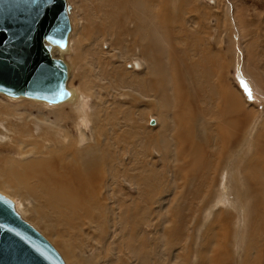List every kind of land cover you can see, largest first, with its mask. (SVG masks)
I'll list each match as a JSON object with an SVG mask.
<instances>
[{
    "label": "rangeland",
    "instance_id": "374dc122",
    "mask_svg": "<svg viewBox=\"0 0 264 264\" xmlns=\"http://www.w3.org/2000/svg\"><path fill=\"white\" fill-rule=\"evenodd\" d=\"M67 1L72 10V31L70 51L62 60L69 68L68 89L80 98L75 103L53 105L0 93V111L17 117V121L13 116L11 120L20 122L16 127L19 131L30 130L33 134L37 126L42 133L38 140L19 137L41 150L29 149L22 156L13 139L0 147V154L36 160L48 157L50 148L56 150L53 167L58 177L66 182L61 181L65 187L83 195L86 207L63 206L57 215L47 206L42 219L33 210L38 208L35 200L24 201L13 190L1 187L0 195L52 244L65 264H210L218 258L219 245L224 248L217 234L226 223L231 257L228 263L264 264V234L259 233L264 229L255 223L258 213L251 214L249 227L243 229L236 207L241 203L237 199L238 179L249 184L248 189L253 187L247 172L264 196V92L246 72L241 60L243 43L237 32L232 31L227 50L232 66L231 82H227L247 104L244 112L249 118L246 124L233 127L232 133L238 130L240 135L234 145L227 147L224 134L218 130L220 121L215 119L218 90L213 82L192 78L190 87L195 95L201 90L200 100L191 108L184 105L182 93L188 82L182 58L185 35L179 28L171 34L166 19L174 2ZM200 1L211 8L214 4L213 0ZM177 7L175 13L181 6ZM210 39L214 45V39ZM46 118L55 125L44 124L41 120ZM204 118H210V123L208 120L204 124ZM66 133L76 143L83 139L80 149H67L69 157L63 153L68 144L63 139ZM86 162L99 170L97 181L86 183L89 189L69 176L71 170L84 168L81 164ZM238 168L241 173L234 176ZM225 170L227 192L233 202L236 199L235 207L218 204L223 199L219 195L224 192ZM144 173L150 174L147 179H143ZM137 181L141 183L137 188L130 184ZM132 199L135 209L130 205ZM219 210H224L220 214L223 218L215 214ZM217 217L223 222L214 224Z\"/></svg>",
    "mask_w": 264,
    "mask_h": 264
},
{
    "label": "bare ground",
    "instance_id": "6f19581e",
    "mask_svg": "<svg viewBox=\"0 0 264 264\" xmlns=\"http://www.w3.org/2000/svg\"><path fill=\"white\" fill-rule=\"evenodd\" d=\"M171 1L174 2V5L171 10H168V14L166 16L167 22L169 23L167 25L168 30L171 34H175L176 33L175 28H179L181 29V33H183L186 38L185 39L183 37L185 41H184V52H183L184 56L182 57L184 61V65H183L184 72H186L188 76V82L182 93L184 105L186 107L188 106L189 108H191L192 106H194L195 103L199 102L200 100L199 95H200L201 90L198 89L195 95L193 90L190 87L189 81L192 78L193 80L195 78L196 79L204 78L205 82L207 83L213 82L212 84H214L218 90V96L215 97L214 95L215 101H217L216 102L217 104L216 112L218 113H217V116L215 115L214 116L217 121H220L218 122V130L222 131V133L224 134V137L226 139V142H225L226 146L230 147L236 143V141L238 140V136L240 135V134L238 135V130L236 131L235 134L232 133L233 127L236 126V124L240 126L241 124H246L247 119L249 117L244 112V108L247 107V104L244 103V101L242 100V97L236 91H234V89L230 86V84H228V82H231L229 75L231 73L232 66L230 64L231 60L229 61V56L231 55L228 54L229 51L227 50H229L230 48L232 31L234 30L239 35L240 43L241 42L243 43V49H242L243 52H242L241 60L245 64L246 72L257 83L260 90L264 92V0H213L214 4L212 8L210 6L208 7V6L201 5L200 0H171ZM66 2L68 4L67 0ZM177 6H181V7L179 8L178 12L175 13L174 9H177L178 8ZM71 12L72 10L69 12V17L71 15ZM178 21L180 22L181 25L179 23H178L179 25H177ZM71 31H72V25H71V20H70V32L65 42H57V41L51 40L50 38L44 39L43 41V47L46 50L49 57L52 60L57 61L60 64H62L65 69L66 77L64 81L63 98L60 99V98L54 97L52 99H47L45 97H38L32 94H14L12 92H8L3 89H0V93L8 97H11V98H17V99L26 98V99H30L31 101H35V102L39 100V101L47 102L53 105L62 104L64 102H70V103L74 102L75 103L78 100V98H80V96L75 91L68 89L69 68L67 64L62 60L66 55H68L70 51V43L68 44V41H69V36L71 34ZM212 32H216L215 35H212L211 34ZM210 38L214 39L215 41L214 45L211 43L212 39ZM178 40H180V38ZM227 41L229 42V44L226 47ZM158 50L160 51V48ZM178 50L179 49H177V51ZM178 55L180 56V54ZM173 62L174 61H172V63ZM135 65L136 67H140L138 64H135ZM175 65L173 67H176ZM154 75H155V70H154ZM210 90H211V87H210ZM218 103H220L221 106L218 105ZM206 113L207 111L205 112V114ZM197 114L199 115V113ZM0 115L4 116V119L0 116V147L1 148L6 146L5 144H8V145L11 144L12 140L15 139L14 142L16 143L15 145H18L19 147L18 151L20 155H22L23 151L25 152L29 149L41 150L40 148L38 149L37 144H33V143L27 144L29 143L28 140L19 138L23 136H28V137H36L38 140V138L42 136V133H40L41 130L39 129V127L36 126V130L33 132V134L30 132V130L19 131L20 127L18 128L16 127L18 124H20V122H13L11 120V117L13 116L14 120L17 121V117H15L14 115L6 114V112L3 113L2 111H0ZM28 117L30 118V116ZM192 117L194 116L192 115ZM192 117L191 118L189 117V118L193 119ZM209 117L211 118V115H209ZM198 119H201V118H198ZM19 120H21V118ZM41 121L44 122V124L46 123L47 125L48 124L51 126L55 125L52 121L48 120L47 118ZM207 121L204 118L203 123L206 124ZM210 121L211 120H209V123ZM18 138L20 139V141H17ZM63 139L68 140V144H66V146H64V142H63V146L65 147V151L63 153L65 154L66 157H69V155L67 154L68 153L67 149L73 150L74 147H77L78 149H80L81 141L83 140V139H80L78 143H76V141H74L75 139H73V136L69 135L68 133L64 135ZM37 140L35 141L37 142ZM62 141H65V140H62ZM220 147H222V145ZM220 147L218 146V148ZM78 149L76 150V152H78ZM49 151L50 152L48 153V157L46 158L42 157V159L37 158L36 160H30V159L25 160L23 158L15 159V158L0 154V187L13 190L14 193H17L22 198H24L25 199L24 201H27V199L35 200L34 202L37 203V205L35 204V206H38V208L37 209L33 208V210L37 211L38 214L42 215V219L45 218L44 215L48 211L47 206H50L51 211L57 215L61 213L60 208L63 206L75 207V208H80V207L85 208L86 207V205L85 207H83V201L81 199L83 195L79 194V192H77L76 189L71 190L65 187L63 183L61 182L63 180L60 177H58L57 172L55 171L53 167L54 166L53 163L55 160L54 152L56 150L51 151V148H50ZM60 156L64 157L63 154H61ZM87 163L88 162H86V164H81V167H84V168H81L79 170L77 169V167H75L73 170L69 172L70 178L78 182L79 185L83 187L84 189H89L86 183L96 182L97 176L99 175L98 169L97 170L92 169L94 167L90 164L92 162H90L89 164ZM225 171L226 173L223 172V176H222L223 178L222 181H224V185H223L224 192L223 193L221 192L219 195V198H223V199L222 201L218 202V204L224 203V204H227L228 207L229 206L235 207L233 203L236 201V199H234V202H233L230 197L231 194L227 192L229 183H228L227 170ZM238 173H241V169L239 168L237 170L235 169L234 176H237ZM215 174H216V171H215ZM147 175H150V174H145L146 177L143 179H147ZM246 176L249 177V179L252 181L251 185H253V187L251 189H248L247 186L249 184L246 186V184L242 181L241 178L238 179L239 187H237L238 189L237 199L240 200L241 203L237 205L236 207L239 208L238 210L240 212V219L244 223L243 229L244 227H249L248 222L250 223L251 221V214L256 213V212L258 213V216H257V221L255 223L259 227V229H264V196H262L260 192V190L262 189L258 186L257 183H255V180L251 177L249 172H247ZM215 180H216L215 177H213V182ZM33 181H37V182H33ZM130 184L137 188V186H139L141 183L137 181L136 184H134L133 182H130ZM244 196H248L249 199L247 200V198ZM0 197L2 196L0 195ZM2 198L5 199L4 197ZM7 201L10 204L14 205L9 200ZM135 203L136 202L132 199L130 205L132 206ZM235 204L237 203L235 202ZM134 206L132 208L135 209L137 206L135 207ZM222 211L224 210H219V212L215 214L220 215L222 214ZM125 212H126V209H125ZM207 214L210 215L212 214V212H208ZM217 220H214V224L218 222H223V219H218V217H217ZM259 233L264 234L263 231L262 232L260 231ZM217 236H218L219 241L222 240V242L224 243V246H223L224 248L222 249L221 248L222 246L218 244L219 245V248H218L219 252L217 254L218 258L212 260L210 264H220L219 261L221 260H222L221 264H229L228 262L230 261H228V259H231V257L229 255V248H228V243L230 242V240H229L227 223L224 224L221 231H218ZM135 246H138V244ZM225 259H227V262L223 261Z\"/></svg>",
    "mask_w": 264,
    "mask_h": 264
},
{
    "label": "water",
    "instance_id": "95a60500",
    "mask_svg": "<svg viewBox=\"0 0 264 264\" xmlns=\"http://www.w3.org/2000/svg\"><path fill=\"white\" fill-rule=\"evenodd\" d=\"M66 0H0V89L63 98L66 77L44 39L65 42L70 32ZM0 264H65L52 244L0 197Z\"/></svg>",
    "mask_w": 264,
    "mask_h": 264
}]
</instances>
